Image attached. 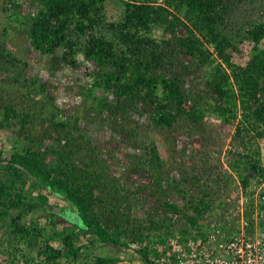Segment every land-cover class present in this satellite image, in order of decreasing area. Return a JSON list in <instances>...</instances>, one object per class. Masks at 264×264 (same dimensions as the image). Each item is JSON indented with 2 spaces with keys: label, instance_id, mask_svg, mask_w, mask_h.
Here are the masks:
<instances>
[{
  "label": "rangeland",
  "instance_id": "rangeland-1",
  "mask_svg": "<svg viewBox=\"0 0 264 264\" xmlns=\"http://www.w3.org/2000/svg\"><path fill=\"white\" fill-rule=\"evenodd\" d=\"M225 3L216 21L218 38L208 41L199 33L196 55L186 53L171 34L155 31L161 64L154 72L177 80L187 110L197 107L205 112L199 121L181 114L171 126H159L154 121L157 110L140 96L120 98L112 89L93 86L106 69L84 56L83 44L72 60L62 48L53 53L33 48L27 28L41 0H0V169L2 162L25 150L36 151L44 167L56 166L62 161L60 153L71 151L67 159L77 166L76 183L90 197L88 215L121 241L84 236L82 252L91 262L105 258L138 263V250L152 252L175 224L188 220L193 229L204 231L210 219L219 216L216 209L227 210L228 203L233 213L239 210L238 219L248 217L264 233V170L259 167L264 168V138H256L244 120V96L232 82L236 119H221L215 106L227 101L209 82L217 65L230 71L227 56L236 65H246L253 46L249 31L264 20V0ZM123 10L122 0H106L98 8L108 23L119 21ZM185 32L183 26L177 29L178 34ZM6 105L16 110L8 121ZM170 110L176 111L174 106ZM240 123L250 127L249 135L256 139L238 136ZM243 157L258 168L237 166ZM43 191L50 202L67 203ZM196 207L203 208L200 215ZM192 215L202 221L193 223L188 218ZM5 233L6 224L0 228V240H5ZM52 240L63 246L58 237ZM6 247V242L0 244L1 264H25L21 252L8 259ZM76 263L84 264H68Z\"/></svg>",
  "mask_w": 264,
  "mask_h": 264
},
{
  "label": "trees",
  "instance_id": "trees-1",
  "mask_svg": "<svg viewBox=\"0 0 264 264\" xmlns=\"http://www.w3.org/2000/svg\"><path fill=\"white\" fill-rule=\"evenodd\" d=\"M105 1L41 0L40 9L30 17L27 28L33 48L43 53H53L62 48L64 55L72 60L78 46L83 44L84 56L106 69L93 86L112 89L120 98L133 99L140 96L157 110L154 121L159 126H171L181 114H191L194 121L202 120L205 117L202 109L193 107L187 110L183 106L185 97L177 80L154 72L161 64V56L156 49L159 40L154 33L161 29L163 33L171 34L176 44L184 48L186 53L196 55L200 52L199 33L208 41L218 38L216 21L221 17V12L226 10L225 0H166L165 5L156 4L152 0H122L124 10L121 19L109 23L98 12L99 6ZM178 11L183 15L179 16ZM182 26L186 32L178 34L177 29ZM248 38L253 46L246 65H236L227 56L225 62L230 71L217 65L209 82L219 95L226 98V105H216L215 110L227 122L236 119L233 111L236 95L231 93L229 84L232 82L236 86L244 96L243 118L255 130L257 137L249 135L250 127L241 123L237 127L238 136L242 134L249 135L248 139H263L264 20L249 31ZM209 56V53L203 56V63ZM172 106L176 111L170 110ZM5 109L6 121L16 116L12 105H6ZM256 152L259 153V149ZM70 154L71 151L64 155L60 153L62 161L50 167L41 165L40 157L34 150H25L17 154V157L2 162L0 228L6 224V235L0 244L6 242L8 247L4 251L8 259L14 260L21 252L20 257L25 264H68L78 260L92 264L88 254L82 252L84 236L94 232L101 241L121 243L98 220L88 215L90 197L76 183L78 169L67 159ZM250 161L243 157L236 165L258 168L256 164L249 166ZM43 190L64 197L75 208L82 223L78 226L74 224L73 227L65 225L49 229L38 225L39 221L30 223L32 206L48 202V194ZM34 191L37 193L34 194ZM170 207L177 208L175 205ZM262 207L264 209V204ZM195 212L200 215L203 208L196 207ZM188 218L193 223L199 224L202 221L194 215ZM54 237H58L63 246H56L52 240ZM138 253L142 256L141 264H157L151 261L148 248L140 249ZM93 264H114V261L101 258Z\"/></svg>",
  "mask_w": 264,
  "mask_h": 264
},
{
  "label": "built area",
  "instance_id": "built-area-1",
  "mask_svg": "<svg viewBox=\"0 0 264 264\" xmlns=\"http://www.w3.org/2000/svg\"><path fill=\"white\" fill-rule=\"evenodd\" d=\"M237 207L241 211L239 204ZM222 208L216 209L219 216L210 219V226L204 231L193 229L188 220L178 227L175 224L171 233L168 231L166 237L162 236L164 243H158L152 250L151 261L157 264H264V233L258 232L257 224H251L248 217L238 219L239 210L233 213L230 203L227 210Z\"/></svg>",
  "mask_w": 264,
  "mask_h": 264
},
{
  "label": "flooded vegetation",
  "instance_id": "flooded-vegetation-1",
  "mask_svg": "<svg viewBox=\"0 0 264 264\" xmlns=\"http://www.w3.org/2000/svg\"><path fill=\"white\" fill-rule=\"evenodd\" d=\"M52 194V193H50ZM58 196V195H57ZM60 197V196H58ZM63 199V197H60ZM75 208H73V206H71L69 204V202L65 203V204H57V203H53L50 202L49 197H48V202L44 203L41 202V204H36L33 205L31 210L32 213L29 215L31 217L30 219V223H34L35 221H39L38 225L40 226H45L49 228L52 227H64L65 225H68V227H73L74 224L75 225H79L80 223H82V219L81 217L77 214V211L74 210ZM74 213L76 215H78L80 217L79 220L75 221L72 217H74ZM28 216V218H30ZM86 230L90 231L89 228L85 227ZM91 234V232H90ZM92 234H95L94 232H92ZM96 236L99 238V236L96 234ZM142 258H139L138 263L135 264H141ZM98 262V259H96L95 262H91L96 263ZM133 264L131 261L124 260H118V261H114V264Z\"/></svg>",
  "mask_w": 264,
  "mask_h": 264
},
{
  "label": "water",
  "instance_id": "water-1",
  "mask_svg": "<svg viewBox=\"0 0 264 264\" xmlns=\"http://www.w3.org/2000/svg\"><path fill=\"white\" fill-rule=\"evenodd\" d=\"M75 221L79 220L80 217L74 213V217H72Z\"/></svg>",
  "mask_w": 264,
  "mask_h": 264
}]
</instances>
